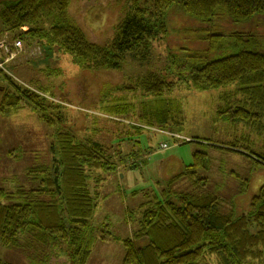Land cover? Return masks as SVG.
I'll use <instances>...</instances> for the list:
<instances>
[{"label": "trees", "instance_id": "1", "mask_svg": "<svg viewBox=\"0 0 264 264\" xmlns=\"http://www.w3.org/2000/svg\"><path fill=\"white\" fill-rule=\"evenodd\" d=\"M71 4L72 0H0L4 6L0 10L1 30L13 33L11 43L20 40L40 46L46 57L54 52L64 53L72 55L74 62L86 69H118L128 54L132 58L150 55L154 41L169 35L172 9L180 5L188 18L201 23L203 30H215V34L206 38L216 42L220 50H237L205 62H188V59L202 60L201 55L179 46L170 49L165 74L151 71L123 88L140 90L155 97L156 103L174 92L179 84L198 91L228 88L219 94L221 105L216 118L246 132L229 144L194 139L202 145L240 152L264 168V151L255 152L250 144H245L260 139V147L264 149V0H126L128 14L108 43L89 39L71 15ZM43 19L49 22V27L43 25ZM221 21L244 24L245 28L225 41L226 34L218 29L225 27ZM201 39L204 41L205 36ZM0 53L7 57L3 49ZM1 68L0 77L6 85L1 87L4 93L0 96V115L7 116L30 106L46 111L41 112L40 120L48 128L62 123V116L52 115L61 106L56 108L54 102L41 94H47L46 88L24 86ZM51 70L54 71L48 75L61 72ZM165 101L164 110L145 103L141 116L151 120L155 113L161 126L172 128L173 122L180 129L184 125L182 108H170V100ZM109 106L113 111L124 109L127 113L138 108L126 97ZM52 140V165L32 168L28 173L30 187L18 185L16 191L0 187V241L18 246L26 239L30 248L34 242L27 240L36 238L49 247L50 253L42 263L85 264L96 235L102 239L113 236L106 224L103 232L99 231L102 235L96 234L92 224L100 198L98 187L104 180L102 175L94 177V174L114 173L118 167L110 153L112 147L93 137L84 138L74 125L60 126ZM193 156V163L174 180L187 176L205 188L209 178L202 176V172L210 167L209 153L198 150ZM154 202L148 201L134 238L123 240L126 250L123 264H198L208 255L216 256L219 264H261L264 260V183L251 198L249 209L240 215L224 212L223 199L205 190L165 191ZM0 264L12 263L0 258Z\"/></svg>", "mask_w": 264, "mask_h": 264}, {"label": "rangeland", "instance_id": "2", "mask_svg": "<svg viewBox=\"0 0 264 264\" xmlns=\"http://www.w3.org/2000/svg\"><path fill=\"white\" fill-rule=\"evenodd\" d=\"M126 6V0H72L70 13L91 41L108 43L128 14ZM3 7L0 5V10ZM172 10L169 35L154 41L150 55L145 58H132L133 55L128 54L118 69H86L76 64L70 54L54 52L52 56L46 57L40 46L28 45L24 41L22 49L18 54L15 53L16 57H5L0 53L1 69H5L15 81L24 86L46 88L47 94H41L54 102L56 108L57 105L61 106L52 115L56 118L58 114L63 118L62 123L58 122L53 128H48L40 120L41 112L46 111H37L30 106H23L7 116L0 115L1 188L16 191L18 185L30 187L32 182L28 177L29 171L39 165H52L50 146L53 133L65 124L74 125L75 130L84 138L93 137L112 147L110 153L118 168L114 173L94 174V177L102 175L104 180L98 187L100 198L92 224L96 234L98 232L101 235L104 234L100 232L106 224L113 236L102 239L96 235L85 264H123L126 255L123 240L134 238L140 229L142 212L148 201H156V204L165 195V191L200 193L205 190L223 199L224 212L240 215L249 209L251 198L258 191L257 187L264 182V168L251 158L240 152L202 145L194 139H207L218 145L229 144L241 139L246 132L237 125L216 118L217 109L221 105L219 94L228 88L198 91L189 85L179 84L174 92L166 94L164 100L157 103L155 97L147 96L140 90L123 88L136 77L145 76L151 71L165 74L170 49L184 46L201 55L202 60L188 59V62H205L237 50H220V46H215L216 42L206 38L215 34L214 29L203 30L201 23L188 18L180 5ZM221 23L225 27L218 29L226 34L225 41L233 33L245 28L244 24L232 21ZM43 25L50 26L46 19H43ZM2 28L0 18V30ZM13 36L9 31L0 33V39L10 43ZM202 36H205L204 41ZM51 69H59L61 72L48 75V72L54 71ZM4 85L6 81L0 77V96L4 93L1 88ZM121 97L133 101L134 106L137 104V111L130 110L127 113L123 112L124 109L122 112L109 109V105ZM150 99L154 102H149ZM165 100H170V108H182L184 125L180 129L173 122L172 128L163 127L165 124L161 126V122L154 117L155 113L151 120L146 115L141 116L145 103H152L156 110H164L167 107ZM175 135L189 137L187 141H194L183 142L186 140L181 141ZM164 143L169 148L163 149L161 146ZM245 144H250L255 152L264 151L260 147V139ZM198 150L208 152L210 158L209 169L202 172V176L209 178L205 188L194 184L187 176L174 180L186 170L187 165L193 163V154ZM91 182L95 183L93 180ZM255 183L259 184L256 186ZM31 241L34 244L30 248L26 246V239L18 246L5 245L0 241V258L12 264H44L42 261L47 259L49 247L36 238L27 240ZM198 264L219 263L216 256L208 255ZM261 264H264V260Z\"/></svg>", "mask_w": 264, "mask_h": 264}, {"label": "built area", "instance_id": "3", "mask_svg": "<svg viewBox=\"0 0 264 264\" xmlns=\"http://www.w3.org/2000/svg\"><path fill=\"white\" fill-rule=\"evenodd\" d=\"M22 46H23V44H22V41H20V40H16V41L10 43V42L6 41L5 39H2V40L0 39V49H3L9 57L10 56L16 57L18 52L22 49ZM15 53H17L16 56H15ZM175 136L182 139V140H186V141L188 140L187 138H185L183 136H178V135H175ZM161 147L163 149H167V148H169V145L167 143H164Z\"/></svg>", "mask_w": 264, "mask_h": 264}, {"label": "crops", "instance_id": "4", "mask_svg": "<svg viewBox=\"0 0 264 264\" xmlns=\"http://www.w3.org/2000/svg\"><path fill=\"white\" fill-rule=\"evenodd\" d=\"M189 138V137H188ZM187 138V139H188ZM261 168H263V167H261ZM262 183H264V182H262ZM256 184V186L259 184V183H255ZM263 184H260L257 188H258V190H259V188L262 186Z\"/></svg>", "mask_w": 264, "mask_h": 264}, {"label": "water", "instance_id": "5", "mask_svg": "<svg viewBox=\"0 0 264 264\" xmlns=\"http://www.w3.org/2000/svg\"><path fill=\"white\" fill-rule=\"evenodd\" d=\"M190 141V140H189Z\"/></svg>", "mask_w": 264, "mask_h": 264}]
</instances>
